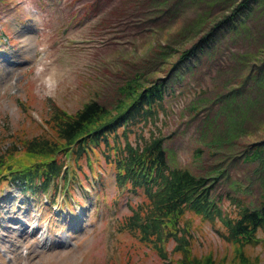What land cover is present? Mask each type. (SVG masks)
<instances>
[{
  "label": "rangeland",
  "instance_id": "obj_1",
  "mask_svg": "<svg viewBox=\"0 0 264 264\" xmlns=\"http://www.w3.org/2000/svg\"><path fill=\"white\" fill-rule=\"evenodd\" d=\"M226 4L0 0V150L12 133L38 132L52 103L68 112L91 98L112 103L113 88L133 73L165 75L164 64L177 49L232 10ZM222 28L215 29L211 48L183 65L154 117L136 129L144 136L149 130L164 134L168 161L193 173L212 175L221 165L213 190L221 195V209L232 214L241 203L256 204L264 191L263 164L243 156L251 142L264 144V86L252 77L257 70L264 79V0L252 3L243 26ZM48 76L55 81L51 89ZM242 78L240 93L232 92ZM129 139L135 141L134 131ZM78 181L54 202L0 181V264H176L182 252L173 236L158 241V252L117 228L140 196L117 187L110 163L100 161ZM187 230L192 254L209 252L216 264H227L232 246L217 217L191 215ZM245 248L264 264V238Z\"/></svg>",
  "mask_w": 264,
  "mask_h": 264
},
{
  "label": "trees",
  "instance_id": "obj_2",
  "mask_svg": "<svg viewBox=\"0 0 264 264\" xmlns=\"http://www.w3.org/2000/svg\"><path fill=\"white\" fill-rule=\"evenodd\" d=\"M173 1L162 0V3ZM219 1L227 2L232 10L215 20L189 46L177 49L175 59L164 64L168 65L165 75L148 78L141 77V72L133 73L113 88L112 103L91 98L72 112L52 103L38 132L28 136L12 133L13 138L0 150V181L27 190L34 197L45 194L49 202H54L59 193L68 195L73 183L80 184L81 176L100 167V161L110 163L117 187L140 196L117 221L118 229L138 236L158 252L160 242L173 236L174 248H181L182 252L176 264H216L209 252L192 254L185 234L191 215H199L202 220L217 217L232 246L226 263L258 264L257 255L249 254L245 247L264 238V191L256 204L241 203L237 211L229 214L219 206L220 193L213 190L221 165L212 175L193 173L168 161L164 134L149 130L144 136L136 129L141 121L152 119L161 108V100L171 90L172 82L181 78L183 65L192 64L204 49L211 48L217 36L215 29L235 31L243 26L244 15L257 0H239L234 6V0ZM252 77L259 86H264L260 84L264 79L259 71L253 72ZM239 81L240 86L232 92L240 93L244 80ZM195 107V104L189 106ZM131 131L135 141L129 139ZM249 145L243 156L259 159L264 171V144ZM180 221L185 226H178ZM258 229L262 230V236L257 234Z\"/></svg>",
  "mask_w": 264,
  "mask_h": 264
},
{
  "label": "clouds",
  "instance_id": "obj_3",
  "mask_svg": "<svg viewBox=\"0 0 264 264\" xmlns=\"http://www.w3.org/2000/svg\"><path fill=\"white\" fill-rule=\"evenodd\" d=\"M42 71H43V68H38V69H37V73L42 72ZM54 83H55V81L52 79L51 76H48V77L45 78V85H46L49 89H51V88L53 87Z\"/></svg>",
  "mask_w": 264,
  "mask_h": 264
}]
</instances>
